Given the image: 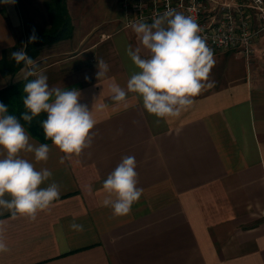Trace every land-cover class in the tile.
Segmentation results:
<instances>
[{"label":"crops","instance_id":"1","mask_svg":"<svg viewBox=\"0 0 264 264\" xmlns=\"http://www.w3.org/2000/svg\"><path fill=\"white\" fill-rule=\"evenodd\" d=\"M23 1L24 15L34 16L37 8L48 20L46 0ZM23 1L0 0V58L24 36ZM71 1L72 37L59 41L60 51L40 68L50 87L79 89L89 110L96 102L92 144L60 163L64 153L25 128L30 142L47 143L50 152L45 162L21 155L51 170L46 183H57L61 195L34 221L0 208V237L8 247L0 264H264V32L248 54L215 50V87L179 117L156 123L136 94L123 103L110 98L109 84L126 88L131 74L124 48L139 46L130 27L135 12L114 0L110 15L88 23L75 39L90 14L82 10L76 25ZM202 1L203 20H218L219 5ZM96 59L109 65L101 80ZM20 69L0 72V91L22 80ZM125 156L136 159L143 193L129 214L116 216L103 204L109 198L103 181Z\"/></svg>","mask_w":264,"mask_h":264},{"label":"clouds","instance_id":"2","mask_svg":"<svg viewBox=\"0 0 264 264\" xmlns=\"http://www.w3.org/2000/svg\"><path fill=\"white\" fill-rule=\"evenodd\" d=\"M14 4L15 0H2ZM139 46L128 44L124 54L131 63V74L126 88L118 83L109 84L110 98L116 103L126 101L128 94H136L145 111L161 119L179 117L204 91L215 87L211 70L216 60L202 28L191 15L169 8L153 16L151 22L143 18L130 25ZM38 37L33 29L28 41L17 51L10 53L16 65H23L20 72L24 81L22 97L25 111L19 117L9 114L8 106L0 103V208L6 209L13 217L20 215L35 220L41 211L50 209L60 198V186L46 183L52 177L51 170L37 169L35 164L21 153L34 154L36 162L49 158L47 143L35 144L21 120L31 123L42 113L46 118L39 122L46 140H51L63 156L60 163L91 147L92 130L96 125L91 110L80 103L81 91L50 87L48 77L43 73L36 59L30 57L26 48ZM142 51L147 55H142ZM96 78L107 77L109 65L103 59H96ZM85 80H89L85 76ZM99 107H103L100 105ZM136 159L125 156L106 179L103 189L109 198L103 201L116 216L130 213L134 203L142 196L143 189L137 187ZM46 185V186H42ZM91 192V185L88 186ZM7 197L9 198H5ZM114 197V199L112 198ZM70 227L83 231V225L72 223ZM8 247L0 237V253Z\"/></svg>","mask_w":264,"mask_h":264},{"label":"built area","instance_id":"3","mask_svg":"<svg viewBox=\"0 0 264 264\" xmlns=\"http://www.w3.org/2000/svg\"><path fill=\"white\" fill-rule=\"evenodd\" d=\"M219 5L218 20L205 22L202 0H121V6L135 12V21L153 16L172 8L194 17L202 28V35L213 51L234 50L250 53L251 43L264 32V0H212ZM255 18L258 25L255 24Z\"/></svg>","mask_w":264,"mask_h":264},{"label":"trees","instance_id":"4","mask_svg":"<svg viewBox=\"0 0 264 264\" xmlns=\"http://www.w3.org/2000/svg\"><path fill=\"white\" fill-rule=\"evenodd\" d=\"M45 7L49 21V26L47 28H36L32 22H27L24 26V44L28 41V37L32 34L33 29L38 37L34 43L28 44L26 48L27 54L32 58L38 55L41 46L69 39L73 34V25L67 9V0H46ZM19 49L20 48L15 44L3 51L0 58L1 74H14L23 67V65H16L10 58V53ZM23 86L24 81L20 80L0 91V103L7 105L9 114L16 115L17 117L25 111L22 102V97L24 96ZM45 118L46 114L42 113L39 117L34 118L30 124L23 120L20 122L32 136L44 142L47 140L45 139L43 129L40 127L39 122Z\"/></svg>","mask_w":264,"mask_h":264},{"label":"rangeland","instance_id":"5","mask_svg":"<svg viewBox=\"0 0 264 264\" xmlns=\"http://www.w3.org/2000/svg\"><path fill=\"white\" fill-rule=\"evenodd\" d=\"M23 1V0H22ZM28 2V0H26ZM41 0H32V3L37 6L38 3H40ZM75 1L76 4L78 3V0H72L71 3ZM118 1V0H116ZM114 0H86V1H81L78 4V8L77 5L72 3V6L75 7V10L72 9L74 18H75V24L77 25L78 19H82L83 13L82 10H85L87 13H89L90 15L88 16V20H86V22L84 24H81V26L78 24V26L76 27V32H75V39L78 38V35L81 33L83 27H86L88 25V23H95L100 21L101 19H104L105 17L109 16L110 13L112 12L113 8H114V4L115 2ZM29 3V2H28ZM27 3V4H28ZM85 3V4H84ZM21 12H22V21H23V28L25 26V24L27 22H32V24L36 27V28H47L49 26L48 24V20L46 19V14L41 11V9H37L35 8V14L34 16H26V14L24 15V13L27 12V8L26 5L23 1V3L21 2ZM119 10V14L121 11V8L118 9ZM33 16V17H32ZM24 32V31H23ZM25 42V32H24V36H22L21 38L17 39L16 45L21 48L24 45ZM59 44L58 42L55 43H51V44H45L43 46H41L39 48V53L38 55L33 58L36 59L40 65L50 61L51 59H53L56 55H57V51H60L61 48H59Z\"/></svg>","mask_w":264,"mask_h":264}]
</instances>
